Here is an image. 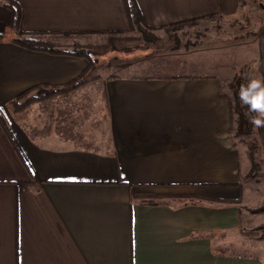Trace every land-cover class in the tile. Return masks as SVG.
Listing matches in <instances>:
<instances>
[{
    "label": "crops",
    "instance_id": "1",
    "mask_svg": "<svg viewBox=\"0 0 264 264\" xmlns=\"http://www.w3.org/2000/svg\"><path fill=\"white\" fill-rule=\"evenodd\" d=\"M14 1L33 35L132 28L126 0ZM136 3L151 27L240 8ZM10 22L0 0V264H264V239L240 233L253 218L239 201L252 162L222 82L128 71L21 110L18 96L63 86L90 62L20 45Z\"/></svg>",
    "mask_w": 264,
    "mask_h": 264
},
{
    "label": "rangeland",
    "instance_id": "2",
    "mask_svg": "<svg viewBox=\"0 0 264 264\" xmlns=\"http://www.w3.org/2000/svg\"><path fill=\"white\" fill-rule=\"evenodd\" d=\"M264 0H240L238 12L231 16L210 15L170 23L142 26L132 23L128 31L98 34L63 33L29 37L55 49L82 53L89 59L83 86L91 79L111 78L128 71L150 75H187L215 77L222 82V94L232 96L236 74L249 75L263 87L264 74ZM145 25V24H144ZM19 33V37H22ZM28 36V35H27ZM71 55V54H70ZM259 89H254V93ZM105 93V92H104ZM30 92L28 97L32 96ZM229 100V99H228ZM37 100H32L24 110ZM234 114L232 130L241 147L254 149L258 167L253 174L240 175L243 203L253 218L240 224L241 236L264 239V152L257 131L236 135ZM262 207V208H261ZM261 209V210H259Z\"/></svg>",
    "mask_w": 264,
    "mask_h": 264
},
{
    "label": "trees",
    "instance_id": "3",
    "mask_svg": "<svg viewBox=\"0 0 264 264\" xmlns=\"http://www.w3.org/2000/svg\"><path fill=\"white\" fill-rule=\"evenodd\" d=\"M2 1L4 5L7 6L11 10L10 26L17 29L18 32L21 35H23L22 37H17L14 40L16 43L23 45L25 47L31 48V49L44 50V51H49L51 53L83 55L82 53H75L69 50L55 49L43 42L37 41L36 39L29 37V33L20 31L19 24H20L21 14H20L19 5L14 0H2ZM126 4H127L128 12L130 14V18L132 22L139 27L142 33L146 34L142 26H145V27L147 26L144 25L142 21V16L138 8V5L136 3V0H126ZM86 73H87V70L84 73H82L78 78H76L75 80L63 86L54 87L51 90L38 89L36 94L30 97H28V95L33 89L30 91H27L21 94L20 96H18L16 99H14L10 104H17L19 107H26L27 104L30 103L32 100H42L53 94L66 93L71 90H74L85 81ZM252 81H254V78L249 75H245V74L242 75L241 73L236 74L231 84L232 89H233L232 96L231 97L227 96V98L229 99V103H230L231 119L233 120L234 114L237 115L236 128H235L236 130L235 133L237 136L249 135L252 133L255 127L251 123V117L255 116L256 113L250 112L248 105L245 103V99H250L251 96L255 94L254 88L249 86ZM37 88H41V87H37ZM222 96L226 97V95L224 94H222ZM257 131L259 132V128H257ZM249 156L252 162L250 174H253L255 169H257L258 167V162L255 158L254 149H250Z\"/></svg>",
    "mask_w": 264,
    "mask_h": 264
},
{
    "label": "clouds",
    "instance_id": "4",
    "mask_svg": "<svg viewBox=\"0 0 264 264\" xmlns=\"http://www.w3.org/2000/svg\"><path fill=\"white\" fill-rule=\"evenodd\" d=\"M249 86L259 89L250 99H245L250 112L256 113L251 117V123L257 128L264 127V87L258 81H252Z\"/></svg>",
    "mask_w": 264,
    "mask_h": 264
},
{
    "label": "water",
    "instance_id": "5",
    "mask_svg": "<svg viewBox=\"0 0 264 264\" xmlns=\"http://www.w3.org/2000/svg\"><path fill=\"white\" fill-rule=\"evenodd\" d=\"M262 7H263V9H264V5L262 4Z\"/></svg>",
    "mask_w": 264,
    "mask_h": 264
}]
</instances>
